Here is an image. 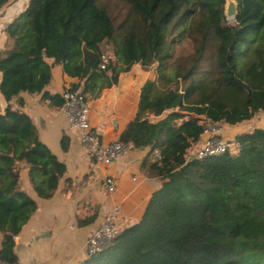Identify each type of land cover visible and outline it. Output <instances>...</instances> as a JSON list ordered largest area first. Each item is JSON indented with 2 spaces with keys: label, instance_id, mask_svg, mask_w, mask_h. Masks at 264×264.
<instances>
[{
  "label": "trees",
  "instance_id": "obj_1",
  "mask_svg": "<svg viewBox=\"0 0 264 264\" xmlns=\"http://www.w3.org/2000/svg\"><path fill=\"white\" fill-rule=\"evenodd\" d=\"M234 2L237 13L227 22L226 0H120L125 12L116 23L120 12L112 15L104 0H27L6 27L11 44L0 55L7 102L0 113V260L17 264L14 238L37 208L20 189L19 164L42 199L65 172L30 118L9 104L21 91L43 90L51 58L91 92L137 63L155 71L119 141L159 152L149 168L161 185L138 223L77 264H264V129L237 135L234 154L186 159L204 119L236 125L264 113V0ZM185 40L192 51L175 58ZM105 46L112 58L102 70Z\"/></svg>",
  "mask_w": 264,
  "mask_h": 264
},
{
  "label": "crops",
  "instance_id": "obj_2",
  "mask_svg": "<svg viewBox=\"0 0 264 264\" xmlns=\"http://www.w3.org/2000/svg\"><path fill=\"white\" fill-rule=\"evenodd\" d=\"M26 6L27 0H8L0 8V55L11 44L5 32L7 25ZM45 61L50 66L51 78L43 90L39 93L21 91L9 104L12 109L30 118L39 141L65 166V172L52 197L42 199L32 188L27 166L19 164L20 189L29 195L37 208L15 236L14 252L17 264H77L87 258L86 238L106 211L120 204V227L125 229L138 223L152 193L159 189L161 180L149 168V163L154 162L153 152L148 148H135L132 143L126 145V152L118 161L107 166L93 164L75 132L68 129L67 118L60 106L51 103L43 94L61 97L64 89L77 85L89 103L91 125L102 141L108 143L119 141L121 133L135 118L141 86L154 77H143L148 70L137 63L128 71L120 72L115 84L91 92L84 90L85 79L65 74L62 64L55 63L51 58ZM140 67L146 71L139 70ZM0 96L2 113L7 102ZM161 118L148 115L151 122ZM221 124L225 126L224 129L222 126L221 137L234 139L254 128L264 129V113L258 112L253 118L236 125ZM202 142L199 139L191 148L198 147ZM107 176L116 181V190L110 195L102 187L103 178ZM1 243L0 233V248Z\"/></svg>",
  "mask_w": 264,
  "mask_h": 264
},
{
  "label": "built area",
  "instance_id": "obj_3",
  "mask_svg": "<svg viewBox=\"0 0 264 264\" xmlns=\"http://www.w3.org/2000/svg\"><path fill=\"white\" fill-rule=\"evenodd\" d=\"M111 58L112 56L104 51L99 68L105 69ZM61 97L63 103L60 110L67 118V127L75 132L78 142L85 148L90 161L95 165L104 166L118 161L126 152L127 147L118 140L108 143L102 141L98 131L90 123V107L85 95L78 89L66 88L61 93ZM220 124L207 119L203 120L202 134H208V138L198 147L188 149L187 160H200L225 153H236L238 147L234 139L221 137L222 128ZM153 159L154 161L159 159L157 150L153 151ZM102 187L106 194H113L116 190L115 179L111 176L103 178ZM121 210L120 204L110 207L100 223L89 233L85 241L87 256L101 251L120 234L122 231L119 225ZM0 264L8 263L0 260Z\"/></svg>",
  "mask_w": 264,
  "mask_h": 264
},
{
  "label": "rangeland",
  "instance_id": "obj_4",
  "mask_svg": "<svg viewBox=\"0 0 264 264\" xmlns=\"http://www.w3.org/2000/svg\"><path fill=\"white\" fill-rule=\"evenodd\" d=\"M104 3L108 6V9L111 11V14L112 15H115V13L120 14L116 17V23H118L123 15H124V12H125V9L123 8V5L120 3V0H104ZM226 18V21L227 22H230L231 20H229L227 17ZM105 51L107 54L111 55V53L109 52L110 51V47L109 46H105ZM192 51V44L191 42H189L188 40H185V41H182L181 44H178L174 50V57L177 58L178 56H186L188 54H190V52ZM146 70H148V73H143V77H147V78H152L154 77L155 78V71H154V65L148 67V68H145ZM139 70H142V71H146L144 70L142 67L139 68ZM141 77V78H143ZM153 78V79H154ZM1 103H2V98L0 96V107H1ZM221 128H222V124H220ZM225 126H223V129H224Z\"/></svg>",
  "mask_w": 264,
  "mask_h": 264
},
{
  "label": "water",
  "instance_id": "obj_5",
  "mask_svg": "<svg viewBox=\"0 0 264 264\" xmlns=\"http://www.w3.org/2000/svg\"><path fill=\"white\" fill-rule=\"evenodd\" d=\"M236 13H237L236 3L234 2V0H226L225 9H224L225 17H227L229 20H233ZM207 138H208V134H202L200 136V140L203 142L206 141Z\"/></svg>",
  "mask_w": 264,
  "mask_h": 264
}]
</instances>
